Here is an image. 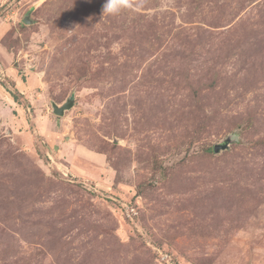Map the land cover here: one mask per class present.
Returning a JSON list of instances; mask_svg holds the SVG:
<instances>
[{
    "label": "rangeland",
    "instance_id": "obj_1",
    "mask_svg": "<svg viewBox=\"0 0 264 264\" xmlns=\"http://www.w3.org/2000/svg\"><path fill=\"white\" fill-rule=\"evenodd\" d=\"M131 2L0 0V264H264V0Z\"/></svg>",
    "mask_w": 264,
    "mask_h": 264
},
{
    "label": "clouds",
    "instance_id": "obj_2",
    "mask_svg": "<svg viewBox=\"0 0 264 264\" xmlns=\"http://www.w3.org/2000/svg\"><path fill=\"white\" fill-rule=\"evenodd\" d=\"M134 5L131 0H105L102 7V15L115 16L123 9H130ZM140 6V5H136Z\"/></svg>",
    "mask_w": 264,
    "mask_h": 264
},
{
    "label": "water",
    "instance_id": "obj_3",
    "mask_svg": "<svg viewBox=\"0 0 264 264\" xmlns=\"http://www.w3.org/2000/svg\"><path fill=\"white\" fill-rule=\"evenodd\" d=\"M72 106V100L68 99L66 102H64L62 105L53 104L52 109L53 112L57 115H62L64 110L69 109ZM227 141L224 143H219L213 146V150L215 152H218L220 149L227 147Z\"/></svg>",
    "mask_w": 264,
    "mask_h": 264
}]
</instances>
